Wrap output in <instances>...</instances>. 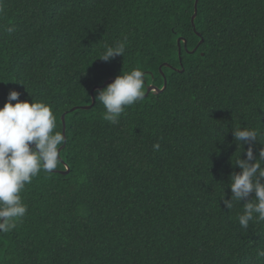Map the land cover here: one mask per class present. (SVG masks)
Returning a JSON list of instances; mask_svg holds the SVG:
<instances>
[{"label":"trees","instance_id":"1","mask_svg":"<svg viewBox=\"0 0 264 264\" xmlns=\"http://www.w3.org/2000/svg\"><path fill=\"white\" fill-rule=\"evenodd\" d=\"M118 42L124 57L98 59ZM134 69L143 99L109 122L107 86L91 92ZM11 90L49 105L54 132L64 116L65 142L21 192L0 264H264V221L243 229L245 201L220 199L232 127L264 143V0H0V108Z\"/></svg>","mask_w":264,"mask_h":264},{"label":"clouds","instance_id":"2","mask_svg":"<svg viewBox=\"0 0 264 264\" xmlns=\"http://www.w3.org/2000/svg\"><path fill=\"white\" fill-rule=\"evenodd\" d=\"M125 51V44L118 42L106 46L98 59L107 62L116 56L124 57ZM144 88V73L140 69L117 76L96 97L104 106V118L116 123L127 106L143 99ZM20 95L11 90L0 108V233L13 229L15 221L27 214L28 207L22 201L21 192L41 171L51 172L57 168L60 146L65 142L61 132H54L57 119L52 108L43 102L21 101ZM231 131L237 146L234 153L242 148L235 159L232 155L231 165L240 171H233L229 176L227 187L231 197L225 198L224 187L220 199L228 210L234 203L241 205L245 201L238 222L241 228L247 229L251 221H264V143L260 142V133L255 128L241 125L232 127ZM256 143L262 145L258 154H254ZM159 149V143H155L153 150ZM67 172L68 169L65 174ZM253 193L254 198L248 199ZM259 254L264 255V251Z\"/></svg>","mask_w":264,"mask_h":264},{"label":"water","instance_id":"3","mask_svg":"<svg viewBox=\"0 0 264 264\" xmlns=\"http://www.w3.org/2000/svg\"><path fill=\"white\" fill-rule=\"evenodd\" d=\"M196 5H197V1L195 2V5H194V15H193L192 18H191V25H192V26H193V24H194V19H195V16H196ZM179 42H180V41H178L177 44H179ZM201 42H202V40H201ZM201 42H200V43H201ZM114 80H115V79H109V80H107V81L103 84V86H102L101 88L96 87V88L93 89V91L91 92V101H92L91 106H93V104H94V98H93V95H92L93 92H94L95 90H98V89H103V87H105V86H107L108 84L112 83ZM165 87H166V84H165V81H164V85H163V88H162L161 90H158V89H156L155 87H148V88H147V93H146V94H148V92H150L151 90H153L155 93H159V92H161L162 90H164ZM77 109H80V110H88V109H90V106L74 108V109H72L71 111H74V110H77ZM61 121H62V127H63V129H62V134H63L64 137H65V123H64V116L61 117Z\"/></svg>","mask_w":264,"mask_h":264}]
</instances>
